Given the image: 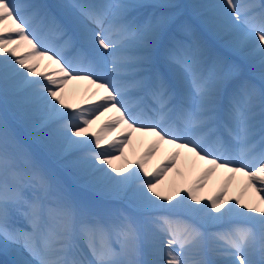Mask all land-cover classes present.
I'll return each instance as SVG.
<instances>
[{"label": "snow or ice", "instance_id": "1", "mask_svg": "<svg viewBox=\"0 0 264 264\" xmlns=\"http://www.w3.org/2000/svg\"><path fill=\"white\" fill-rule=\"evenodd\" d=\"M188 17L249 48L248 74ZM185 168L200 169L191 182ZM9 250L14 264H264V0H0Z\"/></svg>", "mask_w": 264, "mask_h": 264}, {"label": "rangeland", "instance_id": "2", "mask_svg": "<svg viewBox=\"0 0 264 264\" xmlns=\"http://www.w3.org/2000/svg\"><path fill=\"white\" fill-rule=\"evenodd\" d=\"M35 2H43V3H48V4H58L60 2H62V0H35ZM180 3L182 4H192V3H223V0H179ZM243 2L247 3L249 2V0H243ZM189 19H192L191 17H188ZM193 24H195L198 28V30L202 33L206 35V38L209 40L210 43H213L214 46L216 47V49L220 52L221 55L225 56L226 58L235 61L236 63L241 65V68L243 69V72L245 75L248 74L249 68H248V63L246 60L242 59V56L240 53L239 55H235L232 52L228 51L227 49H224L218 42L214 41V38L210 35V34H206L204 28L199 24V22L195 19H192ZM9 122L10 125L12 127L15 128V130L17 131V133L19 134V136L22 139L27 140V142L29 143L30 147L32 148V150L34 152H36L37 155L43 156L42 150L40 149V146L34 142H32L30 139H28L26 132L24 131V129L22 127H20L17 124H14L13 121L11 120V117H9ZM95 127V126H94ZM46 162L49 164V166L51 168H53V170H56L58 172H60L57 164L55 161L53 160H47ZM62 178L72 187V190L81 198L85 199L86 201H90V202H94L97 200V197L88 191H85L79 187H77L71 180V177L67 176L64 173H60ZM186 174V173H185ZM186 178H187V174H186ZM176 179H180L179 177H177ZM165 184H167V182L165 181ZM169 185V184H168ZM167 185V187H168ZM219 183L217 184V186L215 187V190L212 191H207L205 194H202V196L204 197H209L215 194L216 190L219 188ZM166 187V188H167ZM165 188V189H166ZM205 191V190H204ZM16 259V254L15 252H13L12 250H9L8 253L6 254H1L0 253V264H11L15 261Z\"/></svg>", "mask_w": 264, "mask_h": 264}, {"label": "bare ground", "instance_id": "3", "mask_svg": "<svg viewBox=\"0 0 264 264\" xmlns=\"http://www.w3.org/2000/svg\"><path fill=\"white\" fill-rule=\"evenodd\" d=\"M250 51L249 48H245L243 52H241V56L244 57L248 52ZM243 59V58H242ZM245 60V59H244ZM46 61H42L41 62V68L39 70H44V65L46 64ZM75 87L74 84H70L69 85V91L71 92V90ZM71 99V98H70ZM142 145H138V150H142ZM162 159V157H157L155 160H153L152 164L155 165L156 163H158L160 160ZM199 168H196L194 170H189V168H185L184 171L187 174V181L191 182L193 179H195V177L198 175L199 172ZM173 179V173H169L168 177L165 179V181L167 182V184H164V187L166 188L167 185L170 183V181ZM222 177L217 174L215 176H213L207 183V186L200 192V195L202 196V194H205L207 191H212L215 190V187L217 186V184L221 183ZM241 180L238 177L237 181L234 182L233 186L230 188L229 190V195L231 196H239L240 195V187H241ZM205 190V191H204ZM205 192V193H204ZM254 197V193H252L251 191H249L244 197L243 199L245 200V202H250L251 199ZM1 254H6L7 252L4 251H0ZM25 256H27V253L24 254ZM11 264H14L11 263Z\"/></svg>", "mask_w": 264, "mask_h": 264}]
</instances>
